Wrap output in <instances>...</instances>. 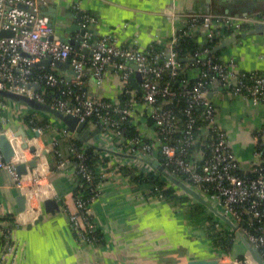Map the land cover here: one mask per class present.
I'll return each mask as SVG.
<instances>
[{"label":"built area","instance_id":"1","mask_svg":"<svg viewBox=\"0 0 264 264\" xmlns=\"http://www.w3.org/2000/svg\"><path fill=\"white\" fill-rule=\"evenodd\" d=\"M50 3L51 0H0V32L3 30L12 32L11 36L0 35V88L48 103L64 113L76 115L79 121H85L99 129V132L90 138V143L102 148L98 149L96 154L105 161L95 168L86 164L85 149L90 144L87 142L81 145L76 144L73 142L76 137L67 129H61L59 137L53 138L50 143L51 151L57 158V168L59 170L70 166L74 168L73 190L76 192L74 203L77 210L69 215V225L80 244L93 246L101 234L92 215V205L99 197L98 184L106 178L107 166L120 165L103 155L104 152L105 154L120 152L145 159L154 156V153L158 151L161 155L160 165L166 172L175 176L184 174L190 186L199 191L208 202H217L221 206V213L233 219L237 234L240 233L250 246L259 252L264 249V234L251 231L254 219H264V171L261 162L254 163L248 172L256 173L255 177L240 173L242 167L230 147L226 130L218 121V106L212 100L214 94H222L221 90H225V92L244 96L254 105H264V74L259 75L258 71H252L249 76L250 83H246L244 72L237 71L235 58L223 56L216 60L208 56L203 61H197L198 66L194 71L197 74L194 76L197 80L193 85H190L188 79H183L177 92L168 83L162 82L164 74L173 80L185 70L183 62L178 61L173 48L179 33L196 36L200 42L208 39L221 43L229 37L244 33V28L252 29L255 25L264 23V14L166 12V17L172 23L179 21L181 25L173 31L167 50L158 53L153 51V44L167 46V43L156 41L146 50H140L136 47L119 46L110 33L91 42L86 29L93 18L82 14L80 26L85 29L84 41L76 51L71 44L60 40L55 34V26L50 18L42 14V9ZM19 4H23L26 8H20ZM74 8L80 12L79 6ZM243 39L239 38L238 42ZM202 47L187 59L197 60L196 57L208 53V47ZM87 49L92 50L91 55L85 52ZM47 57L68 61L76 73L73 86L80 88H82L87 68L91 69V75L97 84H101L105 71L113 66L123 81L122 95L127 96V100L120 105V103L104 101L84 92L75 96V102L67 97L60 98L59 94L50 96L48 92L45 93L44 86L57 87L64 80L50 71L37 77H32L31 73V68ZM132 63L137 67L133 68ZM204 70L211 72L212 76L208 78ZM134 71L141 75L139 93L134 90L130 81ZM34 84L39 85L41 91L36 90ZM176 94L185 98L186 104L181 111L185 119L179 118L168 106ZM6 101L8 100L0 99V109L4 110ZM138 108L141 109V118L136 114ZM198 110H200L199 113H197ZM92 115H96L97 119L87 121V118ZM115 115L118 116L117 119ZM130 116H133L132 121L128 120ZM146 117L151 119V127L156 136L143 141L145 135L138 123L141 124V119ZM127 121L136 124L139 129V134L129 140L122 138L124 133L122 124ZM200 121L204 124L198 126ZM196 128H199V132L195 135ZM32 130L38 134L42 132L40 127ZM177 132H181L179 137L176 136ZM9 133L8 129L0 127V135L5 134L9 137L11 136ZM61 139H67L71 143L68 147L71 159L65 156ZM9 140L14 148V154L9 162H6L0 151V169L6 170L11 175L20 194L26 198V207L32 211L31 216L36 219L43 212L40 198L44 196L40 197L42 191L38 188L40 176L33 174L30 183H26L24 177L17 174L16 165L23 159V155L19 152L21 144L15 143V140L11 138ZM34 142L27 140L28 145L35 148L31 155L38 157L41 150L33 144ZM198 142L200 145L210 143L211 154L208 159H203L204 154L201 151L193 150L188 154V149ZM198 160L203 161L201 166L197 165ZM139 170L144 173L155 171L154 168L141 167ZM76 175L88 183V192L82 187H77ZM165 180L172 185L166 178ZM207 185L212 186L213 193L204 192L207 190ZM243 214L251 216L246 227L242 224ZM18 216L19 214L15 218L20 220ZM12 251L10 229L2 228L0 230V260L6 259ZM250 259L249 256L243 259L236 257L233 263H248Z\"/></svg>","mask_w":264,"mask_h":264},{"label":"crops","instance_id":"2","mask_svg":"<svg viewBox=\"0 0 264 264\" xmlns=\"http://www.w3.org/2000/svg\"><path fill=\"white\" fill-rule=\"evenodd\" d=\"M74 6H79L80 12ZM44 9L59 38H80L76 26L82 28L80 16L86 14L93 18L86 29L91 42L110 33L119 46L146 50L156 41L166 43L181 25L179 21L172 23L166 12L226 14L236 10L244 14L264 10V0H51ZM222 50L225 57L236 59L237 71L264 73V33L248 35L241 42L236 41ZM38 67L46 72H56L66 83L73 85L75 82L76 73L70 63L65 71L53 66L49 70L41 65ZM85 71L84 93L116 104L120 102L123 81L113 66L107 68L101 84H97L91 69ZM212 97L218 106V121L228 134L230 147L242 171L250 172L254 163L261 162L256 147L260 142L264 144V105H254L244 96L229 92ZM5 106L4 110L0 109V127L10 131L9 138L22 144L21 137L15 135L23 130L26 139L31 143L35 141L33 144L41 150V154L34 157L29 149H19L23 155L19 163L36 159V166L28 167V172L21 177L30 183L33 174H38V188L42 191L40 197L44 196L40 198L42 207L44 200L54 198L60 210L45 213L43 207L42 219L35 224L32 211L26 207L18 216L20 220H17L16 198L20 192L11 175L0 169V218L6 215L15 218L11 227L3 222L2 228L10 229L13 251L6 259L0 260V264H189L195 260L234 264L236 257L251 258L246 242L233 229V219L219 217L214 210L193 198L178 206L146 198L131 187L126 176L111 166H107V176L98 184L99 197L92 205V215L100 228L102 243L93 246L80 244L69 225V214L75 209L72 197L74 168L70 166L59 170L50 144L65 126L35 112L37 118L47 120L38 134L22 122L23 116L30 111L27 106L11 101H6ZM136 114L140 115L141 109H136ZM141 122L138 126L145 138H155L152 127L145 125V119ZM89 127L96 128L94 125ZM68 144L67 139H61L66 157H69ZM103 155L114 163L134 167L137 171L142 170H139L140 167L156 169L154 163L160 164V155L156 153L145 159L120 152H104ZM210 204L221 212L218 203ZM190 205L199 206L201 215L209 216L219 232L233 236L229 247L221 249L213 242L207 230L210 221L192 222L194 218L190 219L187 213L191 212L192 217L200 210L189 209ZM28 224H31L30 228ZM242 264L255 262L251 258L248 263Z\"/></svg>","mask_w":264,"mask_h":264},{"label":"trees","instance_id":"3","mask_svg":"<svg viewBox=\"0 0 264 264\" xmlns=\"http://www.w3.org/2000/svg\"><path fill=\"white\" fill-rule=\"evenodd\" d=\"M194 13V12H193ZM242 12L240 11H236V10H231L230 12L226 13L228 15H241ZM249 13H259V14H264V10H258V11H250ZM182 14H188L186 13H182ZM225 14V13H222ZM247 30H250V28H244L243 32H246ZM222 31H224V29H222ZM243 39V38H242ZM170 41L171 38L167 40V46H163V44H153V51L154 52H162V51H166L168 46H170ZM238 41V40H237ZM219 41L216 40H208L205 39L204 42H200L196 36H192L190 34H186V33H179L178 34V40L175 42V45L173 46V48L175 49L177 58H187L192 56L194 53H196L198 50H200L201 48L204 47H208L209 51L206 54H202L201 56L196 57L197 60H193V61H185L183 62V66H185V70L184 72L176 77L175 79H169L167 74L163 75L162 78V82H166L168 83L171 88L177 90V92H179V86L181 84V81L183 79H188L190 85H193L194 82L197 80L196 76L197 74L194 72L196 69L197 65V61L201 60L203 61L205 58L207 59L208 56L213 57L216 60L221 59V57H223V52L224 50H215V48L219 45ZM163 60V58H162ZM198 69L200 67H197ZM48 72V71H47ZM52 72V71H50ZM194 72V73H193ZM204 73H206L207 77L210 78L212 76L211 72L208 71H203ZM244 72L246 78L244 79L246 83H250V72H246V71H242ZM31 73H32V77H37L40 74L46 73V71L40 69L38 67V65H34L31 68ZM55 74H57L56 72H54ZM259 75H263L264 73L262 72H257ZM58 75V74H57ZM59 76V75H58ZM45 88V93H49L50 96L52 94H59L58 96L60 98H64L67 97L69 98L72 102H75V96L77 94H81L83 93V89L77 86H73L72 84L66 83L65 81L58 85L57 87H47L44 86ZM41 91V90H40ZM64 92V93H63ZM221 92H225V90H221ZM139 93V92H138ZM127 96H121V100H120V105H123L124 102L127 100ZM104 101H109L107 99H102ZM161 100V99H160ZM213 100V97H212ZM170 104L168 106H170V108L177 114V116L181 119H185V117H183L182 115V109L185 106L186 102H185V98L183 96H181L180 94H176L171 100H170ZM111 102V101H109ZM218 108V107H217ZM197 110V109H196ZM195 110V111H196ZM200 110H198L197 113H199ZM37 114H35V111L31 110L25 115L23 116V120L22 122L24 124H26L29 128L33 129L36 127H40V128H44L45 125L47 124V120L45 119H39L36 117ZM133 116H130L128 120L132 121ZM144 117V116H143ZM118 116L115 115V119H117ZM97 119L96 115H92L91 117L87 118V121L93 120L95 121ZM145 122H146V126L151 127L152 125V121L149 118H144ZM204 123H199L198 126L203 125ZM122 128H123V135L122 138L129 140L132 137H134L135 135L139 134V129L137 128L136 124H133L132 122L129 123L128 121L125 122L124 124H122ZM195 132L194 134L196 135L199 132V128L194 129ZM181 135V132H177L176 136L179 137ZM125 140V141H126ZM143 141H148L147 138H143ZM73 142H75L76 144H83L85 143V141L79 139V138H74ZM71 143L69 142L68 147ZM193 150L196 151H201L204 154V158L203 159H208L210 154H211V146L210 143H206L204 145H200V143L198 142L195 146H193L192 148L188 149V154L192 153ZM256 150L258 152V154L260 155L261 158V167L263 168L264 171V144L263 143H258ZM85 152L87 154V160H86V164L88 166H90L91 168H95L97 165H99L100 163H103L105 160L100 158L98 156V154H96L98 152V150L96 148H94L93 146L87 145ZM65 153V151H64ZM156 154L160 153L158 151L155 152ZM154 153V154H155ZM191 155H188V157ZM192 157V156H191ZM69 159H71V157H68ZM161 158V155H160ZM193 159V158H192ZM202 160H198L197 161V165L201 166L202 165ZM72 163L73 160H72ZM115 170L118 173H121L122 175L126 176L129 179L130 185L132 188H134L136 191H138L142 196L146 197V198H151V199H157V200H164L167 202L172 203L174 206H178L179 204L188 201V199H192L190 196H188L187 194L184 193H180L178 188L175 187L174 185H170L166 182L165 180V176L163 175L162 172H160L157 168L155 169L154 172H150V173H144L142 171H137L136 168L134 167H130V166H125V165H118ZM241 174L244 175H248L250 177H255L256 173H248V172H243L240 171ZM75 176V174H74ZM179 179H181L182 181L190 184L187 180L184 174H178L176 175ZM76 180H77V187H82L84 188L87 192H88V183L82 179L79 175H76ZM96 183H98L96 181ZM191 185V184H190ZM207 190L204 191L207 194H211L214 192V190L212 189L211 185H207ZM76 192L75 190L72 191V197H73V201H74V196H75ZM75 204V203H74ZM190 208H198L200 211L198 212V214L193 215L191 217V212L187 213L188 217L190 219L194 218V221L192 222H196V223H205L206 221H210L209 225L207 227V230L209 232L210 237L212 238L213 242L220 247L221 249H225L227 247H229V245L231 244L232 241V235H227L224 232H219V230L217 229V227L214 225L215 223L212 221V219L209 216H202L201 212L202 210L200 209V207H195L190 205ZM77 210L76 207L74 209V211ZM72 211V212H74ZM70 212V214L72 213ZM69 214V215H70ZM251 216L248 214H243L242 215V224L243 226H248V219H250ZM14 216H2L0 218V222H2V224H0V230L2 229V226H4L3 222L7 224V226L11 227L13 226L14 223ZM256 229V230H254ZM72 231V230H71ZM251 231L253 233H263L264 234V219H254L253 220V226L251 227ZM74 234V232H73ZM99 234V233H98ZM74 236H76L74 234ZM102 234H99V236L97 237V240L95 241V244L98 243V245L100 243H102ZM261 255L263 256V260H264V249L260 250Z\"/></svg>","mask_w":264,"mask_h":264},{"label":"water","instance_id":"4","mask_svg":"<svg viewBox=\"0 0 264 264\" xmlns=\"http://www.w3.org/2000/svg\"><path fill=\"white\" fill-rule=\"evenodd\" d=\"M19 7L20 8H26V6H24L23 4H19ZM42 14H45V15L48 14L44 8L42 9ZM203 14H206V13H203ZM76 29L79 30V32H80V38L69 39V38L63 37V38H60V40L63 42H67V43L71 44L73 46V48L76 51H78L80 44L84 41L83 35L85 32V29L80 28L79 26L78 27L76 26ZM68 31H69V29H68ZM263 33H264V23L257 24L252 29H250V30H248V31H246L240 35L229 37V38L223 40L215 48V50H222L226 46L231 45L232 43L236 42L239 38H243V37H246V36L251 35V34H263ZM0 35L1 36H11L12 32L3 30L0 32ZM85 52L87 54L91 55L92 50L87 49V50H85ZM188 60L193 61L194 58H189V59L180 58V59H178V61H180V62H185ZM37 65H41L47 70H49L50 67L53 66L57 69H62L65 71L69 66V62L68 61H61V60H53L52 58L47 57V58L37 62ZM132 65L134 68L137 67L136 64H134V63H132ZM130 81H131V84L133 87L140 90L138 83L141 81V75L139 72L136 71L135 74L130 77ZM33 86L36 90H40L39 85L34 84ZM0 99H5V100L11 101V102L19 103V104H22L24 106H27L29 109H31L35 112L45 114V115L51 117L52 119L60 122L62 125H64L65 128L67 129V131L70 133H73L76 138H79V139L89 143L90 146H93L96 149H99V150L102 149L99 146H96V145H93L90 143V138L95 136L99 132V129L98 128L91 129L89 127V124H87L85 121H79V119L76 115L64 113L61 110L51 106L48 103L40 102V101H38L34 98H31L27 95L19 94V93H16V92H13L10 90L1 89V88H0ZM15 136L21 137V139H22L21 148L22 149H29L32 152L35 150V148L33 146L28 145L27 140H26V133L23 130L18 132ZM0 151H1V154L3 156V159L6 162H9L11 156H13V154H14V148H13V146L9 140V137L5 134L0 135ZM112 153H114V152H112ZM35 166H36V159L35 158L31 159L27 163H25V162L19 163L16 165L17 174L19 176H22L28 172V167L33 168ZM154 166L157 167V169L163 173L165 178L172 185H174L175 187L180 189L184 194H187L188 196L195 199L196 201H198V202L204 204L205 206L209 207L210 209L214 210L215 213L219 217L227 220L226 216L224 214H222L221 212L216 211L213 208V206L210 204V202H208L205 199V197L199 191H197L192 186H190L186 182L179 179L177 176L169 174L168 172H166L158 162H155ZM16 202H17L16 213L20 214V213L24 212L26 209V198H25V196L22 194H19L16 198ZM43 207H44L45 213H55L56 211L60 210L59 203L54 198H48V199L44 200ZM41 219H42V215H39L35 219L34 223L35 224L38 223V221ZM30 227H31V224H28V228H30ZM233 229H236L235 225L233 226ZM238 235L240 237H242V235L240 233H238ZM242 239L246 242V245L249 248L250 256L253 259V261L255 262V264H264L263 256L261 255V253L256 248H253L252 246H250V244L243 237H242ZM189 264H217V261L216 260H213V261L195 260V261H191Z\"/></svg>","mask_w":264,"mask_h":264},{"label":"rangeland","instance_id":"5","mask_svg":"<svg viewBox=\"0 0 264 264\" xmlns=\"http://www.w3.org/2000/svg\"><path fill=\"white\" fill-rule=\"evenodd\" d=\"M215 204H217V202H215Z\"/></svg>","mask_w":264,"mask_h":264}]
</instances>
